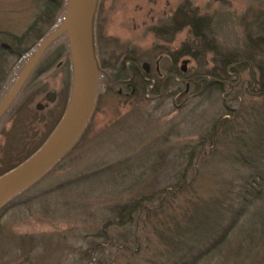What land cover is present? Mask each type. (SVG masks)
I'll list each match as a JSON object with an SVG mask.
<instances>
[{"label":"rangeland","instance_id":"374dc122","mask_svg":"<svg viewBox=\"0 0 264 264\" xmlns=\"http://www.w3.org/2000/svg\"><path fill=\"white\" fill-rule=\"evenodd\" d=\"M45 2L0 0V42L25 34L20 57L0 53L3 94L49 30L51 14L38 19ZM263 30L264 0H98L91 32L102 71L93 111L62 160L1 215L0 264H175L166 237L186 248L195 239L189 218L216 199L230 209L228 221L238 217L194 264H264V186L255 180L244 205L238 197L245 176L264 170V47L254 46ZM67 45L65 34L50 43L37 76L0 117V172L46 140L66 109ZM225 58L235 62L230 76L208 86ZM61 62L71 68L60 74ZM51 88L57 102L38 110ZM131 201L142 206L116 223V205Z\"/></svg>","mask_w":264,"mask_h":264},{"label":"water","instance_id":"95a60500","mask_svg":"<svg viewBox=\"0 0 264 264\" xmlns=\"http://www.w3.org/2000/svg\"><path fill=\"white\" fill-rule=\"evenodd\" d=\"M98 0H67L62 21L39 42L18 78L0 101V115L20 90L28 73L48 45L65 34L72 61V88L64 114L46 140L26 159L0 175V207L47 173L71 148L85 128L96 100V72L100 66L93 49L91 25ZM188 59H183L185 64ZM145 70L149 64H142ZM184 70V68L182 67ZM49 91L46 98L52 99Z\"/></svg>","mask_w":264,"mask_h":264},{"label":"trees","instance_id":"16d2710c","mask_svg":"<svg viewBox=\"0 0 264 264\" xmlns=\"http://www.w3.org/2000/svg\"><path fill=\"white\" fill-rule=\"evenodd\" d=\"M66 1L67 0H46V2L43 4L44 10H43L42 15L38 16V19L39 18L41 19V17L43 15H45V17H46V15L49 16V13L51 14L50 18H48V20L50 19L49 20V26H48L49 27L48 32L50 30L54 29L56 26H58V24L62 21L63 16H64L66 3H67ZM30 28H32V26H30ZM48 32H47V34H48ZM24 37H25V34H22L18 37V41L14 40L12 43V44H14V46L11 43H6L8 45L9 52H12L13 54H16L17 57L18 56L20 57V54L22 55V52H21L22 49H20V45L23 43V41L21 42L20 40H24ZM57 39H58V37H57ZM32 46L29 49L24 50L23 52L29 53ZM49 46H50V44L48 45V47ZM254 46H256L258 48L264 47V30L261 31V33L259 34V37H257V39L255 40ZM21 57H23V56H21ZM43 60H42V62H43ZM221 61L223 64V69H222L223 74L221 76H219V75H215L214 73H210L209 75L211 76V78H208V80H207L208 86H214V87L218 88L222 85L220 79L227 78L230 76V73L232 70L231 68L234 67L235 62L231 59H226V58L222 59ZM36 69H35V71H33V74H31L28 81L31 79V77L33 75H34V78L37 76V74H34L36 72ZM118 75H119V73H118ZM210 76H208V77H210ZM263 76L264 75H261V80L259 83V91H260V93H262L264 95V79H263ZM196 81H199V79H197ZM5 85H7V83ZM4 86H3V88H4ZM1 90H0V93H1L0 98H2L1 96L4 93ZM81 135H82V133L80 134V136L78 138H80ZM37 148H35L31 152V154ZM260 153L262 155L264 154V145L261 147ZM64 155L54 165H56L58 162H60L62 160V158L64 157ZM28 156L24 157L22 159V161L24 159H26ZM20 162L16 163L15 165H11L9 168L4 170L3 172H0V175L4 174L8 170L13 168L17 164H19ZM249 162H250V165H254V163H255L253 161H249ZM255 166H257V165H255ZM250 168H252V167H250ZM254 170H255V172L252 173V171H251L250 174L245 176L246 180L244 181V184L242 186H240V188H239L240 191L242 190L241 192L240 191L238 192V197L241 200V201H239L240 204H241V202L243 203V205L246 203L244 197H246L248 199L249 198L253 199V196L250 194V193H253V191L250 188L254 184L253 182L255 180L257 181L258 187L264 186V170L257 169V171H256V168H254ZM28 188L24 189L22 192L18 193L17 195H15L11 199H9L3 206L0 207V217L5 212V210L7 208H9V206L16 200L15 198L17 196H20ZM50 190H61V189L58 187H54L53 189H50ZM48 192H49V190H44L41 192L39 191L36 194L27 195L24 199L20 200L21 204L28 205L38 198H41V197L43 198L45 196V194H47ZM226 199H228V198H226ZM20 201H18V202H20ZM222 204H223V202L220 201L219 199L213 200L210 204L205 203L206 207L202 213L196 212V214H195L196 217H192V219L189 218V223H191L193 228H194V230H192L193 231L192 238H195V239L194 240L191 239L190 241H187L189 243V245H187L186 248L180 247L178 244H176L174 241V238L172 236L166 237L165 242H167L171 246H174V248H175V253L173 254L174 259H175V264H194L195 260L198 257H201L203 255L208 254L210 251H213L214 249H216V247L219 244L222 243V240L227 238V234H229V232H230L229 230H230L232 224L236 221V218L238 216H237V214L234 213V219L232 221H228L229 216L227 215V213L230 212L229 211L230 209L228 207L224 208V206L222 208L221 207ZM141 206H142L141 201L124 202V203H121L120 205H116V209H115L116 214H114L116 223L122 224L123 222H129L131 220V214ZM226 211H228V212H226ZM203 219H205V221ZM201 245L203 247H200Z\"/></svg>","mask_w":264,"mask_h":264},{"label":"flooded vegetation","instance_id":"af4514ba","mask_svg":"<svg viewBox=\"0 0 264 264\" xmlns=\"http://www.w3.org/2000/svg\"><path fill=\"white\" fill-rule=\"evenodd\" d=\"M54 41V40H53ZM68 46V45H67ZM69 47V46H68ZM48 48V47H47ZM47 48L44 50V52L42 53V55L40 56V58H39V60L36 62V64L32 67V69L30 70V72L28 73V75H27V77H26V79H25V81L23 82V84H22V86H21V88H20V90L18 91V93L15 95V97L12 99V101H11V103L9 104V106L6 108V110L0 115V117L1 116H3V115H6L7 114V109L8 108H10L16 101H17V98L19 97V95H20V93L24 90V88L26 87V85L28 84V79H29V77L31 76V74H33V71H35V69L36 68H38V67H40L41 66V63H42V60H43V58H45V56L43 57V55H44V53H45V51L47 50ZM9 49H8V45L5 43V42H0V53H1V51H8ZM70 53V52H69ZM69 58L71 59V56H69ZM50 61V60H49ZM45 62L43 65H45L46 63V65L43 67V71H45V70H48L50 67H51V62ZM20 62V60L18 59V61H17V64L15 65V67L16 68H18L19 67V63ZM71 62V65H72V61H70ZM68 63V64H67ZM158 63H159V61H156V67H155V69H156V71L159 73V67H158ZM66 64V65H65ZM65 66H68L69 68H71V66L69 65V62H66V63H64L63 65H62V62H61V64H57L55 67H56V69L58 70V71H60L59 73L61 74V70H63V67H65ZM14 67V68H15ZM14 68H13V70H14ZM144 68V67H143ZM149 68H150V66H149ZM149 68L147 69V70H145V72H149ZM3 71H4V68H2V66L0 65V77H2V75H3ZM100 71H102V69H101V67H100ZM99 71V72H100ZM39 72L41 73L42 71H41V69L39 70ZM98 72V73H99ZM39 74V73H38ZM5 87V86H4ZM3 88V87H2ZM9 89H10V87H9ZM9 89L7 90V92L9 91ZM2 91V90H1ZM49 91H53V93L50 95V97H52V99H47L46 98V95H47V93L49 92ZM7 92L5 93V94H3L1 97L2 98H0L1 100L4 98V96L7 94ZM58 91H57V89H54V88H51V89H48L47 91H45V93L43 94V96L37 101L38 103H36V105H35V107L38 109V110H44V109H48L49 107H51L52 105H54L56 102H57V99H58ZM71 93V92H70ZM69 98H70V96H69ZM69 98H68V100L66 101V105H67V103L69 102ZM65 108H66V106H65ZM9 110V109H8ZM64 111L65 110H63V112L61 113V115H60V117H59V119H58V121H57V123L59 122V120H60V118L62 117V115L64 114ZM56 123V124H57Z\"/></svg>","mask_w":264,"mask_h":264}]
</instances>
